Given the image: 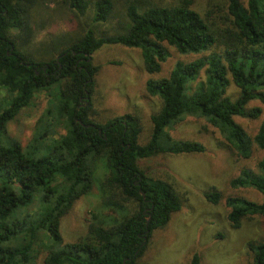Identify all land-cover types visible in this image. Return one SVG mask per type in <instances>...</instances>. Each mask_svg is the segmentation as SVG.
<instances>
[{
	"label": "trees",
	"instance_id": "obj_1",
	"mask_svg": "<svg viewBox=\"0 0 264 264\" xmlns=\"http://www.w3.org/2000/svg\"><path fill=\"white\" fill-rule=\"evenodd\" d=\"M41 1L0 0V88L6 93L0 99V264H34L42 251L43 264H138L151 231L181 205L171 183L147 173L141 161L204 151L199 141L168 133L185 115L203 118L239 158L250 157L252 144L261 151L253 167H240L229 180L232 188L256 190L260 201L226 196L224 205L232 228L245 217H264V0H206L204 7L197 0H129L110 31L95 27L112 18L113 0H68L77 14L89 13V25L83 22L77 40L54 58L36 61L18 43L32 38V8ZM104 45L137 49L148 75L144 90L159 99L143 143L136 116L103 123L88 117L99 68L91 56ZM169 49L188 58L153 76ZM229 82L237 90L233 98L224 94ZM40 91L52 98L21 146L6 124ZM253 101L258 105L250 106ZM235 117L260 118L252 137ZM98 159L104 175L96 181ZM94 182L98 215L91 214L84 236L64 242L59 221ZM203 197L216 204L220 193L210 188ZM248 249L253 264H264V239L250 241ZM188 264H198L196 254Z\"/></svg>",
	"mask_w": 264,
	"mask_h": 264
},
{
	"label": "rangeland",
	"instance_id": "obj_2",
	"mask_svg": "<svg viewBox=\"0 0 264 264\" xmlns=\"http://www.w3.org/2000/svg\"><path fill=\"white\" fill-rule=\"evenodd\" d=\"M112 18L96 24V30H112L117 20H123L122 6L125 1L113 0ZM142 4H165L167 0H135ZM204 7L206 0H197ZM215 1V0H213ZM68 0H42L32 8L30 26L33 36L27 45L18 43L24 53L36 61L54 58L61 49L76 41L81 34V24L89 25V13L79 15L67 6ZM200 5V6H201ZM85 23V24H86ZM161 63L160 70L153 76L165 75L178 59H187L173 49ZM92 63L98 65L91 94L88 117L95 123L119 115L136 116L141 125L138 142L143 143L150 130L149 115L159 107V99L148 95L143 87L148 77L142 67L137 49L119 45H104L92 53ZM202 79V74L199 75ZM194 81L192 82L193 85ZM53 87V86H52ZM236 88L229 82L225 95L233 98ZM0 88V99L5 97ZM52 93H34L30 105L25 106L7 122V134L24 146L31 136L36 119L47 107ZM251 105H258L253 101ZM264 113V105H260ZM260 118L235 117V121L252 137ZM63 133V130H59ZM168 133L175 139L195 140L204 146V151L186 154H158L141 161L147 173L160 177L173 186L181 199L180 208L170 214L167 222L151 231L138 264H188L196 254L198 264H253L248 243L264 239V217L243 218L237 228L226 220V196H240L254 202L260 194L252 188H232L229 180L240 167H253L261 151L252 144L247 159L237 157L203 118L185 115ZM56 132L54 131V136ZM49 137V136H48ZM96 181L104 175L103 161L94 162ZM213 188L220 193L216 204L206 201L203 192ZM100 197L95 182L88 193L79 196L59 221V233L64 242H73L84 236L91 214L98 215ZM45 253L39 252L34 264H43Z\"/></svg>",
	"mask_w": 264,
	"mask_h": 264
},
{
	"label": "crops",
	"instance_id": "obj_3",
	"mask_svg": "<svg viewBox=\"0 0 264 264\" xmlns=\"http://www.w3.org/2000/svg\"><path fill=\"white\" fill-rule=\"evenodd\" d=\"M198 262H199V259H198Z\"/></svg>",
	"mask_w": 264,
	"mask_h": 264
}]
</instances>
